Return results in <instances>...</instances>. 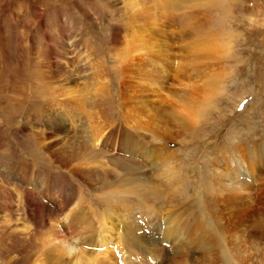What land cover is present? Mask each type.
<instances>
[{"label":"rangeland","instance_id":"374dc122","mask_svg":"<svg viewBox=\"0 0 264 264\" xmlns=\"http://www.w3.org/2000/svg\"><path fill=\"white\" fill-rule=\"evenodd\" d=\"M229 13L239 39L225 60L201 0H0V264L14 263L24 239L42 244L59 207L79 200L95 215L114 210L119 226L124 215L137 222L134 264H264V0H231ZM134 32L151 37L154 55L125 58ZM202 47L211 56L199 60ZM129 61L151 73L137 79L152 93L130 90ZM72 145L91 176L127 182L97 190L61 163ZM232 151L249 191L263 189L246 219L224 210L216 183ZM29 190L51 206L41 223L19 207Z\"/></svg>","mask_w":264,"mask_h":264},{"label":"bare ground","instance_id":"6f19581e","mask_svg":"<svg viewBox=\"0 0 264 264\" xmlns=\"http://www.w3.org/2000/svg\"><path fill=\"white\" fill-rule=\"evenodd\" d=\"M161 4H163V3H161ZM149 9L150 8L146 9V11ZM129 35H130V41H125V45H126V43H127V45L123 49L124 50L123 53L125 55V58H129L130 56H133V55L137 56V54H143V52L144 53L147 52L148 55H150V54L154 55L155 54V52L153 50L154 45H153L152 41H150L151 37L145 38V36H143L144 34L139 35V34H135V32L130 33ZM199 52H201V54H200L201 56L198 57L199 60L203 59V58L205 59L206 57L211 56L210 51L208 49H206L205 47H202ZM157 56H158L157 59L159 57H161L160 55H157ZM167 57H165L163 59L167 60ZM125 61H128V60L126 59ZM129 62L130 63H128V64L130 66L131 71H133L134 74L136 73V76H135L136 79H137V77L143 76L146 79V81L149 80V77H151V73L145 72V71H144L145 73H143V72L140 73L141 71H140V68L138 67L140 65L139 62H136V61H129ZM126 65H127V63H126ZM123 71H125V69ZM138 71H140V72H138ZM164 71H165V69H164ZM167 71H165L166 74H168ZM123 75H124V72H123ZM125 75H126V73H125ZM120 76H122V74ZM137 81H138V79H137ZM146 81H138L137 87L132 86L130 88V90L138 92V88H145L144 91H147V92L150 91L152 93V91H153L152 89L154 86L150 85L149 82H146ZM150 83H152V82H150ZM45 86H47V85H45ZM127 87H129V86H127ZM44 88H46V87H44ZM52 91H54V90H52ZM139 94H141V93H139ZM144 94H146V93H144ZM188 110L191 111V109H188ZM185 112H187V111H185ZM84 146H85L84 144L81 146L79 145L78 149L83 151L84 149H82V148ZM86 146H88V145H86ZM81 151L79 152L78 150H76V145L74 148L72 145L71 150L67 151V152L71 153L70 156L69 155H68L69 157L66 156L65 159L61 158V163H63V161H65V162L69 161L70 163H72L71 164L72 165L71 166V172L72 173L75 172V174L77 173V174L81 175L83 178H85V181H87V182H91V181L98 182L97 184H99L101 186V188L98 189V187H99L98 186L97 190L111 189L113 186L112 181L114 179L111 182L109 181V179L110 180L112 179L111 178L112 176L110 175V173H106V175H104V178H102V179L94 178L93 176H91L88 168L86 169L85 168L86 166L83 167V163H81L82 161L80 162V160L82 159V156H80ZM67 152H66V155H67ZM74 161H75V163H74ZM226 161L229 165H233V168L231 170H230L231 166H228L230 168L227 171L230 174L227 175V173H226L224 175H220V174L215 175V177H217L216 183L220 187L219 188V195H223V193L226 194V196H225L226 202H224V204H223L224 210L228 211V213H230V214H236V213L240 212L241 214H244L243 217L246 219V211H247L246 207H248L249 202L256 195H258V194L261 195L260 193H261V190L263 192V189H258V191H256L257 189L254 190L255 192H258V193H254V192L252 193L251 191H249L251 188H249L247 184L251 182V181L248 182V180L251 179V173H249L250 171L247 169V167L246 168L244 167L245 163L243 162V160L238 155H236L235 151H232V153L230 154V156H228V159H226ZM122 167H120V168H122ZM126 169H128V168H126ZM26 171H27V169H23V174H25ZM217 171H219V170H217ZM217 171L215 173H218ZM247 175L249 177H247ZM116 180H117V178H116ZM117 182L115 181L114 186L118 184ZM123 182H127V181L120 179L119 185H117V187H119V188L123 187L124 186ZM113 183H114V181H113ZM142 188H144V187H142ZM134 189L135 188H132V191ZM113 190L115 191V189H113ZM115 192H117V190ZM22 193H23V191H22ZM103 193H104V191H103ZM242 193L243 194L245 193V194L243 195ZM106 194L112 196V190L111 191L108 190L103 195H106ZM43 196H44L43 194L36 195V194L30 192V190H29L27 192H24V195L21 196L22 198L17 197L19 200V207H21L23 217H24V215H26L27 217H30L31 220L35 221V224H36V222L41 223L43 221V214L42 213L44 212V208L49 210V206H50L49 201L47 199H44V201L40 200V198ZM109 199L111 200L112 198L109 197ZM14 200H16V199H14ZM79 203H80V200H79ZM79 203H78V205L75 204L76 205L75 207L71 206V209H69L67 211V213L66 212L64 213L65 210H62L63 207L62 208L59 207L60 208V215H62V216H61V218H59V220H58V218H56V220L53 221V224L50 226V231L49 230H48L49 232L47 231L48 235H47V237H45L47 240L44 239L42 244L40 243V244H38V246H35L29 250V248L32 245V244H29L31 241L29 242L28 239H24L23 241L26 242V244L24 243V247L22 248L21 251L16 252V253H18L17 256H19V257L17 259H15L13 264H116L117 260H119L118 262H120V264H134L135 256L133 255V253H135V252H131L130 249L132 247H134V249H136L135 246L139 244V243H134L136 241H135V238L133 236V234L135 233L134 231L138 230L137 222L134 221L136 224L135 225L132 221H130V220H132L131 218H127V219L124 218L123 219V217L125 216L124 215L123 217H121L123 224L121 226H119V224L113 220L115 217L113 219L111 218L112 215H116V212L114 210H108V213L100 211V212H97L95 215L94 214L95 212L91 210L92 209L91 207H89L88 205L85 207L86 204L83 206L82 204L84 202H81L82 204L81 203L79 204ZM75 209H76V211H75ZM191 211H192V209H191ZM193 215H194V213H193ZM131 216H133V215H131ZM193 218H194V216H193ZM188 219L189 218H187V220ZM190 219L192 220V217ZM174 220H175V218H174ZM129 221H130V224H129ZM143 222H144V220H143ZM242 222H244V220ZM241 224H243V223H241ZM241 226L243 227L244 225H241ZM121 227H123V229H125L126 238L124 237V234H122V232H121ZM133 227L135 228V230ZM136 228H137V230H136ZM28 229H30V228H27L25 226L24 230L29 231ZM173 229H175V228H173ZM183 229H184V226H183ZM162 231H165V230H162ZM30 232H31V230H30ZM139 232H141V231H139ZM24 238H26V237H24ZM166 238H167V235H166ZM176 239H179V238H176ZM184 239L185 238L179 239V240H177L176 243L179 244L180 246L186 245L187 239L186 240H184ZM190 239H191V237H190ZM23 241H22V243H23ZM156 242H154V243L156 244ZM33 243H35V242H33ZM196 243L198 244V242H196ZM13 244H14V241L11 242V245H9L10 246L9 248L15 247V246H13ZM193 244L194 243H190L191 246ZM156 246L158 247L157 244H156ZM126 247H128L129 250H127ZM137 247H139V246H137ZM159 248L161 251V247H158V249ZM196 250L194 249V251H196ZM262 250L263 249H261L259 251V255L263 258L264 257V251H262ZM32 252H34V257H31V255H30ZM141 254H142V252H141ZM143 257H144V255H143ZM33 259H35L36 262L32 263L31 261ZM189 263H190V260H187V262H185V261L177 262V264H189Z\"/></svg>","mask_w":264,"mask_h":264},{"label":"clouds","instance_id":"9594fccd","mask_svg":"<svg viewBox=\"0 0 264 264\" xmlns=\"http://www.w3.org/2000/svg\"><path fill=\"white\" fill-rule=\"evenodd\" d=\"M203 6L211 10L209 33L219 55L230 60L235 51L238 34L232 28L229 7L231 0H201Z\"/></svg>","mask_w":264,"mask_h":264}]
</instances>
